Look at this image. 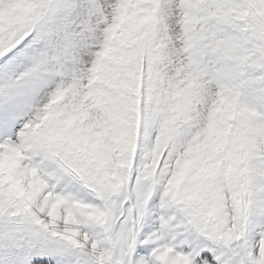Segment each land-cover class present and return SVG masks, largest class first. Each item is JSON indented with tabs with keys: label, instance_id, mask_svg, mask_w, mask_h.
Instances as JSON below:
<instances>
[{
	"label": "snow or ice",
	"instance_id": "6c2138e0",
	"mask_svg": "<svg viewBox=\"0 0 264 264\" xmlns=\"http://www.w3.org/2000/svg\"><path fill=\"white\" fill-rule=\"evenodd\" d=\"M0 264H264V0H0Z\"/></svg>",
	"mask_w": 264,
	"mask_h": 264
}]
</instances>
